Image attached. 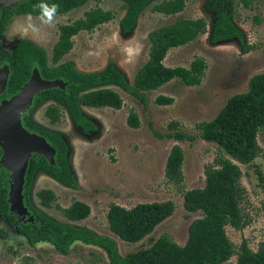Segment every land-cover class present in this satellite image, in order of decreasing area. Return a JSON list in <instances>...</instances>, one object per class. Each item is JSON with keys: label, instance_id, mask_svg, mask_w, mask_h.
Listing matches in <instances>:
<instances>
[{"label": "rangeland", "instance_id": "rangeland-1", "mask_svg": "<svg viewBox=\"0 0 264 264\" xmlns=\"http://www.w3.org/2000/svg\"><path fill=\"white\" fill-rule=\"evenodd\" d=\"M160 1H152L137 16L133 29L127 34H122L117 27L118 20L124 14L121 2L87 0L75 11L56 15L52 26L43 25L37 17L32 16V23L40 29L37 33L26 31L29 15L12 17L8 29L0 38V50L3 53H9L11 45L18 39H25L42 48L49 59L47 66L52 68L56 65L50 62V48L56 41L57 26L82 18L83 12L99 7L111 13V20L91 32H80L72 37V49L59 63L72 62L73 70L78 73H98L111 65L131 84L134 74L147 59L149 43L146 35L149 31L179 19L204 21V33L183 46L170 49L163 60L166 67L187 69L194 59H201L205 68L198 85L185 86L179 79L173 78L157 90L144 93L145 107L112 87L121 98L120 109L83 107L85 117L96 126V131L88 134L73 127L62 109L60 120L50 125L43 112L48 105H52L51 102L42 103L30 115L43 130L51 129L64 140L68 166L79 185L78 190L64 188L38 171L33 176L29 192L31 205L59 224L88 229L96 235L112 239L121 257L148 248L161 236L168 237L179 246L185 243L187 228L192 220L199 217V213H188L183 209L182 195L185 191L201 188L205 166H215L216 159L222 156L214 144L198 138L196 125L211 120L227 98L244 92L252 75L264 73V0H248V7H243L238 0L229 2L230 19L241 31L243 43L248 47L244 53L240 52L235 40L215 44L209 42L213 21L205 9L208 0H190L185 3L182 12L169 16L152 11V7ZM63 85L58 83L59 87L64 88ZM158 96L169 97L172 103L157 105L154 100ZM130 111L138 119L137 129L129 128L125 123ZM170 122H176V129L192 137L193 141L166 138V135L173 133L167 127ZM256 142L261 149L257 157L248 165L235 163L241 173L239 184L244 190L239 208L248 221L242 230L228 226L224 228L235 252L242 240L246 241L251 251L260 245L264 246L262 192L255 173L260 171L264 176V129L257 133ZM173 145L178 146L183 155L182 180L179 184L168 182L163 173L166 157ZM35 150L39 153L30 152L29 155L42 156L48 164L54 165V154L49 147L42 144ZM13 173L10 156L3 155L1 150V186L6 191L9 211L15 215V223L9 226L0 216V233L3 235L0 238V264H108L103 249L77 241L70 245L66 256L57 254L45 242L28 246L15 228L20 224L31 223L32 217L26 208L18 205L14 197ZM41 189H48L55 196L50 208H44L38 202L36 193ZM19 200L22 201L21 195ZM74 201L87 205L89 215L83 220L70 222L60 215L54 205L67 208ZM165 201L173 204L172 214L141 241L125 243L109 232L105 218L109 205L128 209L136 204ZM223 264H236L235 256Z\"/></svg>", "mask_w": 264, "mask_h": 264}, {"label": "trees", "instance_id": "trees-1", "mask_svg": "<svg viewBox=\"0 0 264 264\" xmlns=\"http://www.w3.org/2000/svg\"><path fill=\"white\" fill-rule=\"evenodd\" d=\"M98 2L99 0H95ZM124 6V15L118 21L122 33L129 32L135 18L152 2L157 0H118ZM190 0H161L152 7V11L164 16L182 12ZM86 0H47V3L58 5L57 14L68 12L82 6ZM230 0H208L205 9L212 16L209 42L235 40L241 53L247 50L243 43L241 31L231 22L229 16ZM243 7H248V0H238ZM40 0H21L9 9L0 7V36L5 31L13 15L39 16V9L34 5ZM111 20V13L98 7L83 13L82 18L57 27V40L51 49V62L56 64L72 48L71 38L80 32H91L97 26ZM205 23L202 19H179L170 25L161 26L147 33L149 43L147 59L136 71L131 84L111 65L99 73H78L72 69V63L66 62L48 69L45 65L44 52L24 40L13 44L10 54L0 52V65L7 64L9 74L0 100L17 94L25 84L33 68L42 79L51 81L59 79L64 88L48 89L39 92L32 100L31 108L20 118V123L27 131L43 137L54 151V165H49L42 156L28 158L23 176L21 190L22 204L32 217L31 223L20 224L15 231L21 235L30 247L45 242L59 255H68L73 242H80L103 249L107 254L108 264H223L235 256L236 264H264V246L260 245L251 251L245 240H242L235 252L227 239L224 228L242 230L247 219L239 208L244 190L239 184L240 170L235 163L250 164L261 152L257 142V133L264 129V73L252 75L247 81L244 92L227 98L216 115L207 122L196 125L198 138L214 144L222 153L215 166L207 165L203 170L204 184L201 188L185 191L182 195V207L188 213H199L187 228V238L182 246L177 245L166 236L154 240L148 248L138 249L124 256H119L115 243L106 236H99L92 231L59 224L45 217L33 208L29 191L36 171H41L58 182L64 188L78 190L79 185L67 163V145L57 134L30 123L28 116L31 110L40 103L51 100L44 116L50 124L59 121V108H62L73 125L83 134L93 133L96 126L81 112L80 107L110 108L119 110L122 101L118 93L108 88L115 86L135 99L142 107L146 106L145 92L157 90L173 78L185 86H196L200 82L205 64L201 59H194L189 68L163 65L162 61L172 48L183 46L204 33ZM157 105H170L172 99L158 96ZM129 128L137 129L139 122L136 114L130 111L125 120ZM176 122H170L168 128L173 131L166 138L175 141H193L192 137L178 131ZM157 136H160L156 134ZM1 155V149H0ZM181 149L173 145L164 164V178L173 184L182 180ZM258 185L262 192V218L264 221V176L255 171ZM39 204L50 208L55 196L48 189L36 193ZM60 215L67 221L77 222L89 215V208L84 203L74 201L67 208L54 205ZM173 211L170 201L136 204L123 208L111 204L105 214L109 232L125 243H137L148 236L153 229L167 219ZM0 216L12 226L15 215L9 211L6 191L1 186L0 176ZM3 235L0 233V238Z\"/></svg>", "mask_w": 264, "mask_h": 264}, {"label": "water", "instance_id": "water-1", "mask_svg": "<svg viewBox=\"0 0 264 264\" xmlns=\"http://www.w3.org/2000/svg\"><path fill=\"white\" fill-rule=\"evenodd\" d=\"M20 1L21 0H0V7L9 9L13 4ZM3 69L5 72L3 75H0V94L5 89L9 74L7 67H4ZM59 82L63 83L61 80L57 79L51 81L41 79L37 70L33 68L28 81L22 85L19 92L8 100H2L0 102V142H2L0 144L6 146L8 153L6 154L2 150L1 145L0 149L2 150L3 155L10 156V160L13 164L14 197L18 201L20 207L23 206L19 197L21 195L26 163L30 157L29 153H39L35 149H39V145L45 144V146L51 149V153L54 154L53 149L42 137L29 134L22 128L20 117L30 106L32 98L36 93L53 88L63 89V87L58 86ZM19 147H23L25 151V157L21 166L18 159ZM52 154L50 156V161L52 159Z\"/></svg>", "mask_w": 264, "mask_h": 264}, {"label": "clouds", "instance_id": "clouds-1", "mask_svg": "<svg viewBox=\"0 0 264 264\" xmlns=\"http://www.w3.org/2000/svg\"><path fill=\"white\" fill-rule=\"evenodd\" d=\"M34 9H39V16L37 19L40 21L43 25L52 26L53 21L55 20L57 11H58V5L56 4H49L47 3V0H40V3L37 5H34ZM28 24L26 26V31L30 30L32 33L39 32V28L32 23V16H28Z\"/></svg>", "mask_w": 264, "mask_h": 264}, {"label": "flooded vegetation", "instance_id": "flooded-vegetation-1", "mask_svg": "<svg viewBox=\"0 0 264 264\" xmlns=\"http://www.w3.org/2000/svg\"><path fill=\"white\" fill-rule=\"evenodd\" d=\"M86 1H87V0H86ZM94 1H95V0H94ZM99 1H100V0H99ZM115 1L120 2V1H118V0H115ZM95 2H96V1H95ZM121 3H122V2H121ZM84 4H85V3H84ZM84 4H83V5H84ZM98 8H99V7H98ZM101 10H102V9H101ZM87 11H88V10H87ZM206 11H207V10H206ZM85 12H86V11H85ZM124 12H125V11H124ZM207 12H208V11H207ZM83 13H84V12H83ZM61 14H62V13H61ZM158 14H159V13H158ZM56 15H59V14H56ZM123 15H124V14H123ZM139 15H140V14H139ZM139 15H138V16H139ZM161 15H162V14H161ZM13 16H17V15H13ZM18 16H20V15H18ZM82 16H83V14H82ZM121 18H122V17H121ZM121 18H120V19H121ZM136 18H137V17H136ZM136 18H135V22H136ZM120 19H119V20H120ZM75 20H77V19H75ZM119 20H118V21H119ZM195 20H196V19H195ZM73 21H74V20H73ZM231 22H232V21H231ZM8 24H9V23H8ZM67 24H68V23H67ZM104 24H105V23H104ZM62 25H65V24H62ZM101 25H102V24H101ZM134 25H135V24H134ZM58 26H60V25H58ZM58 26H57V27H58ZM99 26H100V25H99ZM97 27H98V26H97ZM117 27H118V23H117ZM133 27H134V26H133ZM118 29H119V27H118ZM132 29H133V28H132ZM132 29H131V30H132ZM131 30H130V31H131ZM92 31H93V30H92ZM119 31H120V29H119ZM130 31H129V32H130ZM83 32H84V31H83ZM120 32H121V31H120ZM129 32H127V33H129ZM149 32H150V31H149ZM87 33H88V32H87ZM121 33H122V32H121ZM127 33H122V34H127ZM57 34H58V31H57ZM73 37H74V36H73ZM146 37H147V35H146ZM56 40H57V37H56ZM24 41H26V40H24ZM71 41H72V40H71ZM228 41H229V40H228ZM15 42H16V41H15ZM15 42H14V43H15ZM27 42H28V41H27ZM55 42H56V41H55ZM222 42H223V41H222ZM28 43L31 44L30 42H28ZM31 45H33V44H31ZM53 45H54V44H53ZM53 45H52V46H53ZM72 45H73V43H72ZM33 46H35V45H33ZM35 47L41 49V50L44 52V54H45V65H46V67H47L48 69H53V68H55L57 65H60V64L66 63V62L59 63V61H60L65 55H67L69 52H68L67 54L63 55V56L61 57V59H60L56 64H53V63L51 62V49H52V47H51V48H50V62H51L53 65H56V66H55V67H52V68L48 67V66H47V62H48L49 59H48V57H47V53H46L42 48L37 47V46H35ZM148 47H149V46H148ZM71 49H72V48H71ZM67 62H70V61H67ZM71 63H72V62H71ZM2 65H6V66H7V64H5V63H3ZM2 65H0V67H1ZM108 66H109V65H108ZM108 66H107V67H108ZM107 67H106V68H107ZM7 68H8V66H7ZM113 68H114V67H113ZM72 69H73V66H72ZM114 69H115V68H114ZM115 70H116V69H115ZM8 71H9V69H8ZM37 72H38V71H37ZM75 72H76V71H75ZM101 72H102V71H101ZM98 73H99V72H98ZM40 78H41V77H40ZM41 79H42V78H41ZM43 80H45V79H43ZM57 80H59V79H57ZM114 87H115V86H114ZM116 88H117V87H116ZM58 89H59V88H58ZM118 89H119V88H118ZM61 90H62V89H61ZM119 90H120V89H119ZM121 91H122V90H121ZM125 94H126V93H125ZM33 98H34V97H33ZM33 98H32V100H33ZM0 101H1V100H0ZM47 101H51V100L43 101V103H44V102H47ZM51 103H52V105H55V103H54L53 101H51ZM40 104H41V103H40ZM31 105H32V102H31ZM31 105H30V107H29L26 111H28V110L31 108ZM38 106H39V105H38ZM38 106H37V107H38ZM48 106H49V105H48ZM37 107H36V108H37ZM45 109H46V108H45ZM60 109H62V108H59V109H58V110H59V113H60ZM62 110H63V109H62ZM26 111H25V112H26ZM31 111H32V110H31ZM44 111H45V110H44ZM63 111H64V110H63ZM25 112H24V113H25ZM64 112H65V111H64ZM24 113H23V114H24ZM43 113H44V112H43ZM23 114H22V115H23ZM65 114H66V113H65ZM22 115H21V116H22ZM43 116H44V114H43ZM60 116H61V115H60ZM66 116H67V115H66ZM44 117H45V116H44ZM20 118H21V117H20ZM45 118H46V117H45ZM67 118H68V116H67ZM86 118H87V117H86ZM28 119H29V116H28ZM46 119H47V118H46ZM87 119H88V118H87ZM59 120H60V118H59ZM68 120H70V119L68 118ZM88 120H89V119H88ZM29 121H30V119H29ZM47 121H48V119H47ZM70 121H71V120H70ZM30 123H31V121H30ZM48 123H49V121H48ZM71 123H72V122H71ZM20 124H21V123H20ZM32 124H33V123H32ZM49 124H50V123H49ZM55 124H56V123H55ZM93 124H94V123H93ZM33 125H35V124H33ZM72 125H73V123H72ZM94 125H95V124H94ZM35 126H36V125H35ZM38 127H39V126H38ZM73 127H75V126L73 125ZM40 128H41V127H40ZM75 128H76V127H75ZM24 129H25V128H24ZM76 129H78V128H76ZM25 130H26V129H25ZM78 130H79V129H78ZM46 131H47V130H46ZM79 131H80V130H79ZM28 132H29V133H32V134H35V133H33V132H30V131H28ZM80 132H81V131H80ZM81 133H82V132H81ZM35 135H37V134H35ZM37 136H39V135H37ZM59 136H60V135H59ZM39 137H41V136H39ZM42 138H43V137H42ZM43 139H44V138H43ZM44 140H45V139H44ZM45 141H46V140H45ZM63 141H64V140H63ZM47 144H48V143H47ZM32 156H33V155H31L30 157H32ZM66 156H67V155H66ZM30 157H29V158H30ZM53 157H54V155H53ZM47 163H48V162H47ZM67 163H68V162H67ZM68 167H69V166H68ZM37 172H38V171H36L35 174H36ZM31 184H32V183H31ZM30 188H31V187H30ZM29 192H30V191H29Z\"/></svg>", "mask_w": 264, "mask_h": 264}, {"label": "crops", "instance_id": "crops-1", "mask_svg": "<svg viewBox=\"0 0 264 264\" xmlns=\"http://www.w3.org/2000/svg\"><path fill=\"white\" fill-rule=\"evenodd\" d=\"M81 7V6H80ZM79 8V7H78ZM78 8H75V9H72V10H70V11H68V12H65V13H70V12H72V11H75L76 9H78ZM65 13H62V14H65ZM20 16H27V15H20ZM13 18H17V17H15V16H12ZM33 17H38V16H33ZM8 26V25H7ZM6 26V28H5V31H6V29H8V27ZM5 31L3 32V34L0 36V38L1 37H3V35L5 34ZM18 40H25V39H18ZM17 41V40H16ZM27 41V40H26ZM15 42V41H14ZM14 42H13V44H14ZM13 44L11 45V47H10V52L9 53H3V51H1L0 50V52L1 53H3V54H10L11 53V51H12V48H13ZM38 47V46H37ZM164 60V59H163ZM162 63H163V61H162ZM4 67H7L6 65H2L1 67H0V71H1V73H0V75H3L4 74V72H5V70L3 69ZM8 69V68H7ZM9 72V71H8ZM112 87H114V86H109L108 88H110V89H112ZM113 90V89H112ZM114 91V90H113ZM116 92V91H115ZM117 93V92H116ZM119 95V94H118ZM32 102V101H31ZM47 102H51V101H47ZM43 103V102H42ZM41 103V104H42ZM41 104H39V105H41ZM31 105V104H30ZM30 107V106H29ZM28 107V108H29ZM27 108V109H28ZM88 108V107H87ZM26 109V110H27ZM36 109V108H35ZM35 109H33L30 113H29V119H30V121H31V123H33V124H35L36 126H38L36 123H34L35 121H33V119L30 117V115H31V113L35 110ZM100 109V108H99ZM110 109V108H109ZM25 110V111H26ZM80 110H81V112L83 111V110H85L83 107H80ZM82 114H83V112H82ZM84 115V114H83ZM85 116V115H84ZM50 125H54V124H50ZM47 131H50V132H53V133H56L55 131H53V130H49V129H47ZM58 134V133H57Z\"/></svg>", "mask_w": 264, "mask_h": 264}, {"label": "bare ground", "instance_id": "bare-ground-1", "mask_svg": "<svg viewBox=\"0 0 264 264\" xmlns=\"http://www.w3.org/2000/svg\"><path fill=\"white\" fill-rule=\"evenodd\" d=\"M0 143H2V142H0ZM0 145L2 147V150L7 154L8 153V149L6 148V146L4 144H0ZM24 157H25L24 148L23 147H19L18 148V159H19L20 166L23 163Z\"/></svg>", "mask_w": 264, "mask_h": 264}]
</instances>
